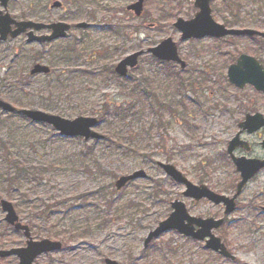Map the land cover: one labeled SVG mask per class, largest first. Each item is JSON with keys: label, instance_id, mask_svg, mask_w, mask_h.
Masks as SVG:
<instances>
[{"label": "rangeland", "instance_id": "obj_1", "mask_svg": "<svg viewBox=\"0 0 264 264\" xmlns=\"http://www.w3.org/2000/svg\"><path fill=\"white\" fill-rule=\"evenodd\" d=\"M60 1L62 7L55 9L53 0L9 3L8 12L17 20L64 21L73 27L66 38L48 45L28 43L26 33L0 41V99L69 119H99L106 103H120L126 96L122 78L106 71L105 61L116 65L140 50L144 54L129 79L142 83L151 76L152 96L145 109L132 107L126 120L108 115L98 124L96 130L111 132L113 141L62 136L49 124L10 116L0 108V249L27 241L23 231L5 220L1 200L6 199L30 226L34 240L68 239L61 250L38 256L34 264H106V258L122 264H264V169L245 185L235 211L226 215L223 205L185 197V187L157 164L170 162L196 184L203 176L213 190L230 197L235 193L240 175L227 156V142L246 114L264 115V97L250 86L231 84L227 69L242 52L264 60V41L182 39L174 23L178 17L195 16V0H143L140 16L127 8L138 0ZM211 6L218 23L264 30V0H212ZM83 21L90 27L77 28ZM115 26L126 35L113 31ZM166 38L176 44L184 69L147 52ZM74 44V59L61 60V50ZM50 61L56 66L49 75L30 73L35 62ZM170 98L175 108L168 106ZM245 135L254 141L256 153L263 154L264 127ZM138 169L148 177L117 189L119 176ZM154 193L167 201L160 203ZM174 200H182L197 216L225 218L214 232L225 238L237 260H227L205 248L204 241L176 230L144 247L148 233L172 212ZM0 264H19V258H0Z\"/></svg>", "mask_w": 264, "mask_h": 264}, {"label": "water", "instance_id": "obj_2", "mask_svg": "<svg viewBox=\"0 0 264 264\" xmlns=\"http://www.w3.org/2000/svg\"><path fill=\"white\" fill-rule=\"evenodd\" d=\"M10 0H0V41H6L9 37L16 38L22 33H27V42H52L60 38H65L71 29V24L64 21L52 23L37 22L33 20H17L8 12V4ZM194 5L199 8L195 16L185 20L178 17L174 26L181 30L182 39L204 38L207 36L221 38L228 35L233 36H261L264 38V31L255 28H228L223 23H218L212 16L211 0H195ZM62 2L53 0L51 8H60ZM136 15L143 12V0H138L128 6ZM90 24L80 22L78 28H87ZM51 30V34H36V31ZM155 57L162 61H173L181 64L182 68L186 67V62L180 57L176 44L172 38H166L157 46L148 49ZM144 51L134 52L122 59L115 67V72L122 76H128L129 68H135L138 65L140 55ZM51 71L46 64L36 63L31 69V74H48ZM229 81L236 87L244 88L247 84L253 85L258 91L264 93V65L254 56L242 53L237 61L228 67ZM0 108L6 112H17L33 122L51 125L60 135L66 137H83L85 140L96 139L103 140L104 134L95 130L99 120L94 116H78L74 119L65 118L59 114L50 113L38 108H16L11 103L0 99ZM264 126L263 114L257 112L255 114H246L245 119L239 123L240 130L230 140L228 145V153L241 174V180L237 184L236 192L232 197L219 193L207 184H196L192 182L178 167L170 162L158 161L157 164L170 176L175 182L185 186L183 195L201 200L208 199L214 204H224V213L229 215L236 209V199L241 194L246 183L261 169L264 168V159L247 158L245 156H236L234 149L237 146L245 147L249 145L246 140L241 139L240 135L244 130L252 133ZM264 145V141H263ZM145 170L138 169L131 174L121 175L116 180L117 189L123 188L127 183L147 178ZM173 211L170 215L160 221V223L149 232L144 241L147 247L150 242L160 235L170 231L177 230L185 236L192 237L197 240H206V248H209L221 255L235 259V255L230 252L213 230L218 229L223 223L224 218L199 217L191 215L186 204L182 200H174L171 203ZM2 210L6 213L5 220L14 226L16 230L23 231L27 238L26 245L22 247H14L10 249H0V258L16 256L19 258V264H34L38 256L61 250L63 243L59 240L44 238L42 240H34L31 235V229L28 224L22 223L15 209L14 204L6 199L1 200ZM197 227V228H196ZM106 264H122L112 258H106Z\"/></svg>", "mask_w": 264, "mask_h": 264}, {"label": "trees", "instance_id": "obj_3", "mask_svg": "<svg viewBox=\"0 0 264 264\" xmlns=\"http://www.w3.org/2000/svg\"><path fill=\"white\" fill-rule=\"evenodd\" d=\"M234 16H238V14H235ZM238 20H239V18H238ZM112 30L117 32L118 34H120L122 36L126 35L125 31L122 30L120 26H115ZM259 39H261V41H264L263 38H259ZM260 46L264 47V44H261ZM76 49H77V44L71 45V46H69V48L62 49L61 50V51H63L61 54L62 58L61 57H59V58L61 60H63V58L64 59H74V57L77 53ZM41 55H42V53L39 54V56H37V57H40ZM37 59H40V58H37ZM96 59H97V56H95V55L92 56V60H96ZM166 64H169V63H166ZM50 66L53 68L52 69V71H53L55 66H56L55 62L50 61ZM114 67H115L114 64H111L110 62L105 61V67L104 68L106 71H110L113 74H115ZM115 75L119 79H121L117 74H115ZM129 75H130V73H129ZM9 77H10V75H8V78ZM150 77L151 76L146 75L144 77V80L142 83H139L138 80L129 79V76L125 79L122 78L121 90L126 95L125 99L121 100L120 103H118L116 101H114L112 104L106 103V108L104 110H102V112L99 114V122L101 123L102 121H104L108 115H110L111 118L114 117L119 121L120 120L124 121L127 119L128 111L131 110L132 107H136V106L140 105L141 109H145V106L149 105V101L151 99L150 97L152 96L150 90L153 88L151 87L152 85H151V82L149 80ZM141 85H143V86H141ZM167 102H168V106L170 108H175L176 104L173 102V99L170 98ZM110 106H116L115 110H113V109L111 110ZM109 112H112V113L109 114ZM15 115H20V114L10 113V116H15ZM20 116H22V115H20ZM22 117H24V116H22ZM113 139H114V135L111 134V132H107L104 140L113 141ZM206 173L208 174L209 172L206 171ZM200 179H201V183H202V180L204 179L203 176ZM234 188H235V186H234ZM160 195L161 194H156V193L152 194L153 197L156 196V198H159V199L161 197ZM166 199H167V197L164 199H160V203H162L164 201L166 202L167 201ZM85 230H86V228L83 230V233H85ZM48 236L60 239V236H58L57 234H54V233H49ZM223 239H225V238L223 237ZM62 241L64 243H66V242H68V239L65 238L64 236H62Z\"/></svg>", "mask_w": 264, "mask_h": 264}, {"label": "flooded vegetation", "instance_id": "obj_4", "mask_svg": "<svg viewBox=\"0 0 264 264\" xmlns=\"http://www.w3.org/2000/svg\"><path fill=\"white\" fill-rule=\"evenodd\" d=\"M261 62L263 63V65H264V60H261ZM248 86H250L251 88H253L254 90H255V88L252 86V85H248ZM257 93H259L260 95H264L261 91L259 92V91H256ZM261 128H263V127H261ZM261 128L260 129H258V130H261ZM257 130V131H258ZM257 131H254V132H252V133H250V132H247L249 135H251V134H253V133H255V132H257ZM245 132L246 131H244V132H242L241 133V138L242 139H244V140H246V141H248V143H249V145H247V146H245V147H242V146H237L235 149H234V154L236 155V156H238V157H240V156H245V157H247V158H258V159H264V153L263 154H257L256 153V148H255V143H254V141H252V140H250V139H246V135H245ZM244 137V138H243ZM232 139V137L228 140V142H227V147H228V145H229V142H230V140ZM263 141H264V138H262V141H260V146L262 147V148H264V145H263ZM226 152H227V156L229 157V159L232 161V158H231V155H230V153H228V149L226 150ZM232 163H233V161H232ZM234 164V163H233ZM234 166H235V164H234ZM235 168H236V166H235ZM263 170V169H262ZM237 171V170H236ZM239 175H241L240 173H239ZM241 180V179H240ZM239 180V181H240ZM238 181V182H239ZM238 184V183H237ZM189 198V197H188ZM191 199H193V198H191ZM195 200V199H194ZM196 201H199V200H196ZM188 208V207H187ZM189 210V209H188ZM190 212V211H189ZM191 213V212H190ZM192 214V213H191ZM193 215H195V214H193ZM195 216H197V215H195ZM197 228V227H196ZM204 244H206V242H204ZM219 255V254H218ZM225 259H227V260H231V261H236L237 260V257L235 258V259H230V258H226L225 257Z\"/></svg>", "mask_w": 264, "mask_h": 264}]
</instances>
